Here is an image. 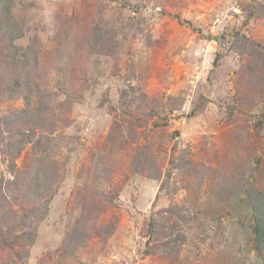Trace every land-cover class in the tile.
<instances>
[{"label": "rangeland", "instance_id": "obj_1", "mask_svg": "<svg viewBox=\"0 0 264 264\" xmlns=\"http://www.w3.org/2000/svg\"><path fill=\"white\" fill-rule=\"evenodd\" d=\"M13 15L31 53L11 70L0 55V139L28 138L17 170L55 162L21 264H264L249 199L264 200V0H15ZM28 81L49 108L35 121ZM7 163L0 144L16 225Z\"/></svg>", "mask_w": 264, "mask_h": 264}, {"label": "trees", "instance_id": "obj_2", "mask_svg": "<svg viewBox=\"0 0 264 264\" xmlns=\"http://www.w3.org/2000/svg\"><path fill=\"white\" fill-rule=\"evenodd\" d=\"M14 4L15 0H0V55L5 59L1 64L4 69L7 70H11V68L15 67L19 58H27L31 53L29 48H21L15 45V40L22 36V27L13 15ZM32 62L36 65L35 54ZM28 83L29 84L25 86L26 92L21 96L25 104V109L21 111V116L26 119L31 118L32 121H35L38 119L39 115L42 116L41 113L49 108L43 100L41 101L38 99L44 95L40 92L38 82L28 81ZM1 86L2 78L0 77V87ZM17 89L18 85L16 83L10 86L11 93L17 92ZM31 91H34L35 96ZM7 93H9V90ZM33 96L35 97L34 101L36 106L30 108L33 102ZM44 125L45 124L42 123L41 128H39L30 124L27 130L34 135L37 134L38 131H41ZM1 128L2 125L0 124V136ZM17 137L16 139H9L3 142H1L0 139V144L2 145L3 154L7 157V165L10 172L13 174L12 179L19 192V200L20 202H24L26 206L22 207L20 210L16 225H11L12 221L16 219V212L13 213L11 211L8 212L9 214L7 215H5V213L0 214V251L6 250L8 253L13 252L14 258H17L18 261L6 260L5 262L0 261V264H21L20 260L26 258V254L24 256L20 255L17 249L19 250L22 248L25 242H30L31 244L33 241V231L34 227L36 228V221L43 219L44 216H38L44 204L43 195L45 194H43V191L48 190L47 186L46 189H44V183L47 185L51 182V177H53L54 173L52 166H55L54 161L46 164L44 161L46 156L44 155L42 158H33L37 163L35 167H32L30 164L25 170H17L16 160L24 151V146L29 142L27 137ZM249 199L252 200V202H250V209L254 222L252 225V234L259 254L262 256L264 262V200L255 199L253 196H249ZM29 204H32V206H29ZM16 231H18L17 235H15ZM76 234L77 236L84 237V235L80 234V231H77ZM73 236L75 237V231L73 234L69 232L66 242H75L73 241ZM82 241H84V239Z\"/></svg>", "mask_w": 264, "mask_h": 264}]
</instances>
